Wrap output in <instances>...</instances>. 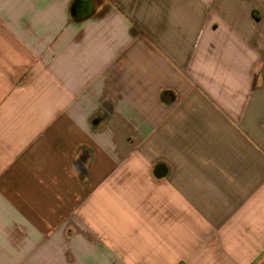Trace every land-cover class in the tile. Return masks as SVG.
Wrapping results in <instances>:
<instances>
[{
	"label": "crops",
	"instance_id": "0c3cea01",
	"mask_svg": "<svg viewBox=\"0 0 264 264\" xmlns=\"http://www.w3.org/2000/svg\"><path fill=\"white\" fill-rule=\"evenodd\" d=\"M0 264H264V0H0Z\"/></svg>",
	"mask_w": 264,
	"mask_h": 264
}]
</instances>
